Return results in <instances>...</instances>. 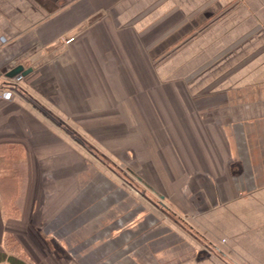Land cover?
<instances>
[{
	"label": "crops",
	"instance_id": "obj_1",
	"mask_svg": "<svg viewBox=\"0 0 264 264\" xmlns=\"http://www.w3.org/2000/svg\"><path fill=\"white\" fill-rule=\"evenodd\" d=\"M156 84L232 105L231 123L264 121V0H0V264H59L47 223L66 208L93 199L108 216L92 149L132 157L166 197L168 223L121 213L132 218L113 231H136V243L116 263L264 264V129L106 128L154 116ZM117 135L131 138L107 140Z\"/></svg>",
	"mask_w": 264,
	"mask_h": 264
},
{
	"label": "rangeland",
	"instance_id": "obj_2",
	"mask_svg": "<svg viewBox=\"0 0 264 264\" xmlns=\"http://www.w3.org/2000/svg\"><path fill=\"white\" fill-rule=\"evenodd\" d=\"M22 81V80H21ZM189 95L187 87H185ZM165 87L156 84L154 87V99H155V112L154 116L148 118L136 119L130 118H108L106 122L107 129H264V121L252 123L251 125L231 123L232 119L228 118V110L232 108V105L225 106L222 103L212 109L209 107V102L204 101L206 96L190 97L187 96V101L183 98L184 93L178 90L177 86L172 85L171 90L167 88V92L164 91ZM170 95V96H169ZM170 98V99H169ZM202 113V114H201ZM113 113L110 112V115ZM205 115L202 122L199 121V116ZM51 122H53L58 129H79L77 126L70 123L62 124L57 118H53L50 114H44ZM47 119V118H46ZM212 123V124H211ZM217 125V126H214ZM228 125V126H227ZM247 126V127H246ZM125 132V130H123ZM161 136H157V138ZM117 139V141L126 142L131 137L129 135H117L108 136L107 140ZM141 140L147 142V137H140ZM155 137L156 144L159 140ZM159 138V139H160ZM174 138V137H173ZM174 139H177L174 138ZM92 142H94L92 140ZM177 143V140H176ZM98 145V144H97ZM93 154L100 161L99 166L103 168L101 164L104 159H110L105 154L95 152L92 149ZM241 150V145H240ZM241 154V151L240 153ZM114 162V158H111ZM110 159V160H111ZM121 161L116 162L122 167L134 166L137 168L140 164L136 161H131L128 157L120 164ZM93 163V161L91 162ZM139 164V165H138ZM97 166V165H96ZM92 168L95 165L92 164ZM104 169V168H103ZM139 169V168H138ZM228 174L236 178L242 177V163L231 162L227 165ZM264 170V168H262ZM104 175L106 173L102 170ZM108 184L107 188L103 187L102 191H107V198L104 201V208L107 209L108 216L104 219L99 217V212L102 210V206L97 201L91 202L90 208L83 210V208H66L62 210V213L53 218L47 223L48 230L58 239L62 251H60V263L66 264V259L73 260V264H118L116 263L118 256L123 254L130 255L131 246L135 245L131 241V235L135 232L113 231L114 228H120L123 224L132 218V213H127L121 216V213H125L129 207H138V210L148 211V215L144 217L142 226H147L148 223L154 225H161L168 223L166 215L157 210L151 202L147 201L143 195L125 187L123 184L118 183L115 179H111L107 176ZM110 182V183H109ZM89 187V186H88ZM87 187V188H88ZM97 183H91L90 189H96ZM114 187L113 189H111ZM140 191H145L144 186H139ZM149 198L152 202H157V196L150 194L147 191ZM117 209V216H116ZM116 219L118 222L116 223ZM159 231V230H158ZM152 234L156 232L143 233L142 238L147 241ZM145 235V236H144ZM153 237V236H152ZM126 241V247L122 250L118 249L117 245L121 241ZM141 241V240H140ZM139 241V242H140ZM151 249H154L156 242L151 239ZM48 249H51L50 242H44ZM136 243V241H135ZM60 248V249H61ZM157 249V248H156ZM144 255H146V247L140 249ZM128 264L131 262L128 261Z\"/></svg>",
	"mask_w": 264,
	"mask_h": 264
},
{
	"label": "flooded vegetation",
	"instance_id": "obj_3",
	"mask_svg": "<svg viewBox=\"0 0 264 264\" xmlns=\"http://www.w3.org/2000/svg\"><path fill=\"white\" fill-rule=\"evenodd\" d=\"M65 127H62L64 129ZM95 156V155H94ZM128 158L131 160L132 157L128 156ZM103 165V171L106 173L107 176H109L111 179H115L118 183L123 184L125 187H128L136 192H138L140 195H143L144 198H146L147 201L151 202L152 205L159 211L166 212L168 207L166 202V197L164 194L159 193L154 185H152L150 182L147 181L146 177L143 175L141 170H145L144 165H139L136 167L134 166H125L122 167L118 165L115 161L104 159L101 163ZM121 164V163H120ZM92 167V164H90ZM139 168V169H138ZM145 180H143V179ZM139 186H144L145 191H140L138 188ZM147 191L150 194H153L157 196V202H152V200L149 198V195Z\"/></svg>",
	"mask_w": 264,
	"mask_h": 264
},
{
	"label": "water",
	"instance_id": "obj_4",
	"mask_svg": "<svg viewBox=\"0 0 264 264\" xmlns=\"http://www.w3.org/2000/svg\"><path fill=\"white\" fill-rule=\"evenodd\" d=\"M23 69H24L23 67H18V68L14 71V73L16 74V73L22 71V74H23L24 76H26L28 73L31 72V70H29V71H23Z\"/></svg>",
	"mask_w": 264,
	"mask_h": 264
},
{
	"label": "trees",
	"instance_id": "obj_5",
	"mask_svg": "<svg viewBox=\"0 0 264 264\" xmlns=\"http://www.w3.org/2000/svg\"><path fill=\"white\" fill-rule=\"evenodd\" d=\"M7 260L10 264H15V259L13 257L10 256L7 258ZM17 263L18 264H24L23 262H19V261H17Z\"/></svg>",
	"mask_w": 264,
	"mask_h": 264
},
{
	"label": "built area",
	"instance_id": "obj_6",
	"mask_svg": "<svg viewBox=\"0 0 264 264\" xmlns=\"http://www.w3.org/2000/svg\"><path fill=\"white\" fill-rule=\"evenodd\" d=\"M71 40H72V39H71ZM21 80H22V77H21V76L15 78V81H16V82H20Z\"/></svg>",
	"mask_w": 264,
	"mask_h": 264
}]
</instances>
